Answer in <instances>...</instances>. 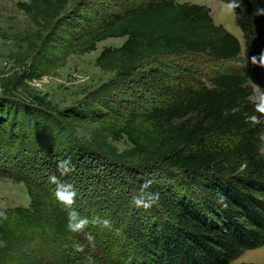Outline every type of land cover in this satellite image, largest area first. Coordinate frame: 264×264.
I'll list each match as a JSON object with an SVG mask.
<instances>
[{
	"label": "trees",
	"instance_id": "obj_1",
	"mask_svg": "<svg viewBox=\"0 0 264 264\" xmlns=\"http://www.w3.org/2000/svg\"><path fill=\"white\" fill-rule=\"evenodd\" d=\"M69 1L18 6L38 20L71 26L70 36L57 29L50 37L54 57L125 37L97 57L123 88L94 98L88 114L75 109L55 117L37 109L30 118L28 105L0 99V177L22 182L30 196L27 206L0 208L6 214L0 264H257L233 260L264 244V111L252 99L255 86L264 93V0H221L231 6L242 40L200 3L139 0L123 9L80 6L64 15ZM191 56L211 66L197 74L181 65ZM82 118L125 135L129 152L95 138L67 150L66 125ZM65 158L73 167L62 175L57 162ZM109 166L119 169L130 195L145 180L159 193L151 206L133 203L122 226L134 241L116 257L94 250L99 242L86 235L98 227L104 190L94 169L106 173ZM53 174L74 185L72 207L90 220L84 231L67 229L68 208L55 197Z\"/></svg>",
	"mask_w": 264,
	"mask_h": 264
},
{
	"label": "rangeland",
	"instance_id": "obj_2",
	"mask_svg": "<svg viewBox=\"0 0 264 264\" xmlns=\"http://www.w3.org/2000/svg\"><path fill=\"white\" fill-rule=\"evenodd\" d=\"M20 1L23 0H0V99L22 109L28 105L30 118L33 117L34 110L55 117L59 111L75 109L88 114V111L92 110L89 107L94 105V98L104 97L106 90L111 87L116 90L123 88L115 79V71L100 65L97 57L104 47H119L125 37L103 39L90 51H58L54 57L48 52L51 50L47 46L50 37L55 36L57 29H62L70 36L71 26L65 23L60 27L55 25L54 21L47 23L38 20L31 13L19 8ZM137 1L139 0H70L64 15H71L73 10L80 6L102 12L104 8L110 7L113 10L123 9ZM176 1L206 5L216 24L223 25L242 40L241 30L235 22V15L229 4L221 0ZM170 61L181 62L175 59ZM181 65L200 74L211 66V62L199 56H191L189 60L182 59ZM125 89L131 90V87ZM252 99L260 102L264 108V93L260 88L254 87ZM253 119L256 120L255 117ZM61 127L62 125L59 130ZM64 132L68 135L64 140L67 150L74 149L73 146L81 141L87 143L94 138L108 142L117 152L128 153L131 148V143L125 135L115 137L106 123L93 122L88 118L68 122ZM261 151L264 154V135ZM97 161L103 162L99 159ZM101 171L103 170L94 169L96 182H100L99 189H104L96 215L99 224L98 227L94 225V232L90 233L99 242V245L93 242L94 250L102 252L105 257L106 255L116 257L124 249L129 248L126 247L127 243L130 245L134 241H130L131 239L128 241L127 236L123 234L122 226L132 217L134 204L131 197L134 194H129L127 182L120 177L119 169L109 166L106 173ZM29 201L30 196L22 182L5 176L0 177V208L27 206ZM93 214L92 212L91 215ZM104 219L110 221L108 226L103 225ZM104 243L108 245L105 246ZM233 262L264 264V244L244 250Z\"/></svg>",
	"mask_w": 264,
	"mask_h": 264
},
{
	"label": "clouds",
	"instance_id": "obj_3",
	"mask_svg": "<svg viewBox=\"0 0 264 264\" xmlns=\"http://www.w3.org/2000/svg\"><path fill=\"white\" fill-rule=\"evenodd\" d=\"M256 60V57H253ZM259 107V106H258ZM264 111V108L261 109ZM71 160L65 158L57 162V170L61 172L62 175H67L72 170ZM50 181L56 185L55 187V197L63 203L68 208L66 227L70 232H81L90 223V220L86 216H82L78 209L73 208L72 205L75 203V197L77 195L76 189L73 184L61 180L55 174L50 176ZM132 202L137 206L144 205L145 207L150 206L156 200L159 199V193L151 191V181L145 180L141 186L140 191L134 194L132 197ZM4 212H0V217H5ZM103 225L108 226L110 221L104 219L102 221ZM89 239H92L91 233H86Z\"/></svg>",
	"mask_w": 264,
	"mask_h": 264
}]
</instances>
